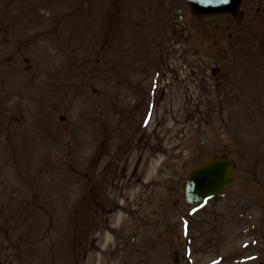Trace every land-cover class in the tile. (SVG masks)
I'll return each instance as SVG.
<instances>
[{"label":"rangeland","instance_id":"1","mask_svg":"<svg viewBox=\"0 0 264 264\" xmlns=\"http://www.w3.org/2000/svg\"><path fill=\"white\" fill-rule=\"evenodd\" d=\"M0 0V264H264V0ZM236 181L187 205L215 155Z\"/></svg>","mask_w":264,"mask_h":264},{"label":"water","instance_id":"2","mask_svg":"<svg viewBox=\"0 0 264 264\" xmlns=\"http://www.w3.org/2000/svg\"><path fill=\"white\" fill-rule=\"evenodd\" d=\"M191 11L197 15L228 12L236 15L241 0H186ZM233 160L224 155L207 159L193 169L183 184V196L191 205H197L206 197L221 192L235 181L232 174Z\"/></svg>","mask_w":264,"mask_h":264},{"label":"snow or ice","instance_id":"3","mask_svg":"<svg viewBox=\"0 0 264 264\" xmlns=\"http://www.w3.org/2000/svg\"><path fill=\"white\" fill-rule=\"evenodd\" d=\"M224 2H227V0H224Z\"/></svg>","mask_w":264,"mask_h":264}]
</instances>
